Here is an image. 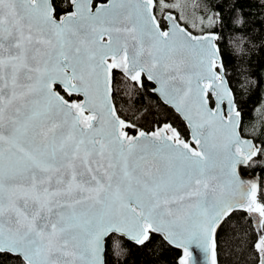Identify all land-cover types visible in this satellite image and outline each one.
<instances>
[{
	"label": "snow or ice",
	"instance_id": "1",
	"mask_svg": "<svg viewBox=\"0 0 264 264\" xmlns=\"http://www.w3.org/2000/svg\"><path fill=\"white\" fill-rule=\"evenodd\" d=\"M186 8L0 0V264H112L124 240L172 264H218L226 244L230 264H264V95L249 117L222 13ZM231 11L249 40L256 21ZM125 82L155 96L149 130L114 103Z\"/></svg>",
	"mask_w": 264,
	"mask_h": 264
},
{
	"label": "trees",
	"instance_id": "2",
	"mask_svg": "<svg viewBox=\"0 0 264 264\" xmlns=\"http://www.w3.org/2000/svg\"><path fill=\"white\" fill-rule=\"evenodd\" d=\"M233 2L234 0H189L187 10L198 17L204 13L207 15L222 13L223 20L218 18L216 27L224 32V46L230 53L231 67L238 74L235 79L238 86L242 85L240 97L250 117L253 105L259 103L261 96L264 95V48H261L264 44V30L259 23L264 20V16L256 15L258 8L255 4L248 3V0H240L243 11L251 13L247 18L256 21L251 26L255 30L249 32V40H244L242 38L245 33L241 30L243 26L236 23L237 17L231 11ZM196 4H199V8L194 10ZM222 24L228 26L221 29ZM130 83L121 84L114 103L118 105L123 116L136 122L138 127L143 125L144 129L149 130L155 126L157 120L162 119L161 110L150 89L148 92L142 89L132 92ZM253 167L255 173L262 174L259 166ZM246 174H253V171L249 170ZM120 247L125 251L121 253L120 248H115L111 254L112 264H172V259L176 255L175 252L168 251L161 255L158 245H149L148 249L132 247L127 240H124ZM230 258L234 259L226 244L224 250L218 253V264H230Z\"/></svg>",
	"mask_w": 264,
	"mask_h": 264
},
{
	"label": "rangeland",
	"instance_id": "3",
	"mask_svg": "<svg viewBox=\"0 0 264 264\" xmlns=\"http://www.w3.org/2000/svg\"><path fill=\"white\" fill-rule=\"evenodd\" d=\"M188 1L189 0H186V4H187V8H186V14L188 15V17H189V19L191 20V19H196V20H198V16H196L195 14H193V13H191V12H189L187 9L189 8V4H188ZM193 31H195V32H198L199 31V27H197L196 29H193Z\"/></svg>",
	"mask_w": 264,
	"mask_h": 264
},
{
	"label": "water",
	"instance_id": "4",
	"mask_svg": "<svg viewBox=\"0 0 264 264\" xmlns=\"http://www.w3.org/2000/svg\"><path fill=\"white\" fill-rule=\"evenodd\" d=\"M198 32H194V34H197ZM143 130H146V129H143ZM131 134V133H130ZM256 175H257V177H259L260 176V174L258 173V172H256L255 173ZM246 176H251L252 174H245Z\"/></svg>",
	"mask_w": 264,
	"mask_h": 264
}]
</instances>
